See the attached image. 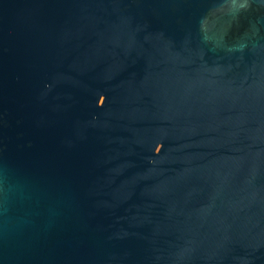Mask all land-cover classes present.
I'll return each instance as SVG.
<instances>
[{
    "label": "water",
    "instance_id": "95a60500",
    "mask_svg": "<svg viewBox=\"0 0 264 264\" xmlns=\"http://www.w3.org/2000/svg\"><path fill=\"white\" fill-rule=\"evenodd\" d=\"M0 264H264V0H0Z\"/></svg>",
    "mask_w": 264,
    "mask_h": 264
}]
</instances>
